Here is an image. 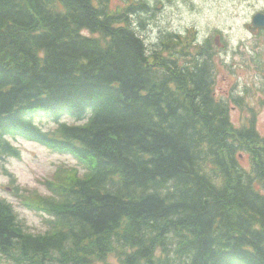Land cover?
Returning a JSON list of instances; mask_svg holds the SVG:
<instances>
[{
  "label": "trees",
  "instance_id": "trees-1",
  "mask_svg": "<svg viewBox=\"0 0 264 264\" xmlns=\"http://www.w3.org/2000/svg\"><path fill=\"white\" fill-rule=\"evenodd\" d=\"M131 11L0 0V170L16 181L19 139L85 170L60 165L33 193L40 233L0 198V262L264 264V137L234 126L205 52L151 53Z\"/></svg>",
  "mask_w": 264,
  "mask_h": 264
},
{
  "label": "rangeland",
  "instance_id": "rangeland-1",
  "mask_svg": "<svg viewBox=\"0 0 264 264\" xmlns=\"http://www.w3.org/2000/svg\"><path fill=\"white\" fill-rule=\"evenodd\" d=\"M108 7L110 11L124 12L130 7L136 10L135 15L129 13V22L151 53L160 50L183 58L179 55L184 42L192 41L193 58L198 56L197 51L206 53V57L200 58L214 75L215 93L227 103L234 126L241 128L255 123L264 137V35L254 36L247 30L253 16L264 11V0H108ZM217 35L223 36L221 42L227 47L215 46ZM35 122L44 131L56 128H52L47 117ZM14 144L21 150V157L11 158L7 168L16 181L0 170V198L14 205L31 232L40 233L47 229L46 217L27 206L33 193L47 194L46 181L53 179L59 165L78 167L82 174L85 170L74 157L55 153L40 144L23 139ZM241 159L245 168L251 166L247 154ZM109 263L120 264L116 257H111Z\"/></svg>",
  "mask_w": 264,
  "mask_h": 264
},
{
  "label": "water",
  "instance_id": "water-1",
  "mask_svg": "<svg viewBox=\"0 0 264 264\" xmlns=\"http://www.w3.org/2000/svg\"><path fill=\"white\" fill-rule=\"evenodd\" d=\"M248 29L251 33L256 34L260 29H264V14L257 13L252 20V23L248 25ZM218 42V39H217Z\"/></svg>",
  "mask_w": 264,
  "mask_h": 264
},
{
  "label": "flooded vegetation",
  "instance_id": "flooded-vegetation-1",
  "mask_svg": "<svg viewBox=\"0 0 264 264\" xmlns=\"http://www.w3.org/2000/svg\"><path fill=\"white\" fill-rule=\"evenodd\" d=\"M260 12H264V11H260ZM263 35H264V29L259 30L255 36H260L261 37Z\"/></svg>",
  "mask_w": 264,
  "mask_h": 264
},
{
  "label": "bare ground",
  "instance_id": "bare-ground-1",
  "mask_svg": "<svg viewBox=\"0 0 264 264\" xmlns=\"http://www.w3.org/2000/svg\"><path fill=\"white\" fill-rule=\"evenodd\" d=\"M130 9H134V8H133V7H130L129 10H128V12L130 11ZM6 168H7V165H6ZM253 227H254V226H253Z\"/></svg>",
  "mask_w": 264,
  "mask_h": 264
}]
</instances>
